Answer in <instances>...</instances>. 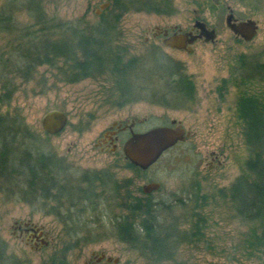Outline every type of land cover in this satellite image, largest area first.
I'll return each mask as SVG.
<instances>
[{"label":"rangeland","instance_id":"374dc122","mask_svg":"<svg viewBox=\"0 0 264 264\" xmlns=\"http://www.w3.org/2000/svg\"><path fill=\"white\" fill-rule=\"evenodd\" d=\"M106 1L110 6L112 0H0V13L11 18L10 27L0 29V94L3 83L14 92L10 101L2 104L0 113L8 116L12 163L20 167L25 150L31 155H52L69 165L61 169L62 174L67 172L71 181H77L86 169L115 163V155L95 146L112 119L143 116V130L172 118L180 119L191 136L167 149L138 180L141 184H162L152 197L159 203L155 223L163 236L173 235L167 240L172 257L160 264H264V219L254 224L241 221L229 196L236 180L248 175L246 163L251 155L239 108L242 91L258 96L264 103V0H171L172 12L135 7L126 11L118 24L120 42L128 49L126 59L139 58L129 77L140 100L125 108L114 104L109 96V75L69 81L72 71L63 57L33 67L32 56L27 55L30 34L37 35L36 40L41 42L44 22L52 27L61 23L56 32L45 29L46 37L66 40L70 45L66 49H70L71 38L77 35L68 28L94 23L109 7L98 12ZM230 8L239 19L252 17L258 21L259 29L252 40L237 36L226 24ZM196 19L215 28L217 38L197 40L192 51L165 46L163 35L156 32V26L190 29ZM169 72L191 77L196 84L194 99L188 102L183 94L166 86L165 75ZM164 94L166 101L162 99ZM55 107L68 113L69 122L61 132L49 134L41 118ZM213 151L219 154V163L210 166ZM121 162L119 175L137 174L134 167L124 165L125 160ZM19 184L0 183V240L6 242L12 256L8 264H45L52 254L68 248V225L65 218L61 220L51 213L56 201L46 200L41 193L28 199L21 190L28 186ZM110 210L106 214L109 218L113 214ZM109 218L88 226L91 231L78 233L82 238L78 247L67 251L71 264H86L92 252L100 250L120 257L126 264H153L151 254L144 256L141 249L135 248L138 245L119 240L114 220ZM28 222L48 232L47 246L38 248L21 234L19 225ZM196 228V237L188 233ZM184 233L188 234L182 238ZM85 235L92 239L84 243Z\"/></svg>","mask_w":264,"mask_h":264},{"label":"trees","instance_id":"16d2710c","mask_svg":"<svg viewBox=\"0 0 264 264\" xmlns=\"http://www.w3.org/2000/svg\"><path fill=\"white\" fill-rule=\"evenodd\" d=\"M134 7L159 13L172 12L171 0H112L111 5L94 23L89 25L79 23V26L68 28L77 35V38H71L72 47L70 49H66V46L69 45L66 40L62 42L51 39V41L49 38L52 37L50 35L46 37L44 33L43 38L40 34V42L36 40L37 35L30 34L32 38L29 37L30 43L29 46L27 45L30 54L27 55L39 52L38 57L43 55L42 61H47L49 64L54 63L56 58L63 57L65 63L70 65V68H67L72 71L71 77L67 78L69 81L109 75L114 87H125V69L128 68L132 60L124 57L128 49L121 47V33L118 24L123 14ZM10 19L7 13H0V29L7 28L6 24ZM59 25L61 23L56 22L54 27L48 26L47 28L50 32H56V27ZM63 27H67V25H63ZM41 47L44 49L40 50ZM45 49L47 53L44 55ZM262 68L264 70V67ZM29 72H26L25 75L28 76ZM13 90L14 88L10 85L3 83L0 107L10 101ZM242 92L244 97L242 96L240 100L239 108L245 121L246 143L251 155L246 163L248 175H242L236 180L229 196L237 217L243 222L254 224L264 219V103L259 100L258 96L247 91ZM7 118V114L0 113V183L3 186L16 183L17 186H20L19 182H23L28 186V188L21 187L24 197L31 199L32 195L40 193L43 196L46 189H55L53 185L56 180L55 175L58 170L64 168V164L56 161L52 155L43 153L39 156L31 155L29 151L25 150L22 154L24 156L21 159L22 164L17 168L12 163L13 139L9 138L11 132L8 128ZM16 177L19 178L18 182L14 181ZM143 206V208L129 207L128 218L122 223L117 222L115 228L117 235L124 241L148 247L146 254H149L153 253L148 252L151 249L154 251L153 247H157L158 244L165 245L167 241L165 239L160 241L163 235L155 223L156 215L152 205ZM64 222L68 227L70 226V228L67 227L66 233L69 238L68 248L52 254L45 264H71L67 251L78 247L82 240L78 236L80 230L75 227V221L64 220ZM168 236L167 240H169ZM261 240L264 244V230ZM11 259L12 256L8 254L6 242L0 240V264H8Z\"/></svg>","mask_w":264,"mask_h":264},{"label":"flooded vegetation","instance_id":"af4514ba","mask_svg":"<svg viewBox=\"0 0 264 264\" xmlns=\"http://www.w3.org/2000/svg\"><path fill=\"white\" fill-rule=\"evenodd\" d=\"M41 6V2L39 3V7ZM3 11H7L3 9ZM229 11H232L230 8ZM1 12V9H0ZM10 21L6 24L10 27ZM45 25L42 26L43 30H41V38H43V34L47 31L45 29L48 27L46 22ZM210 26V24H209ZM212 27V26H210ZM41 28V29H42ZM173 31V28H168ZM192 29V27L190 28ZM185 31V29H183ZM189 30V29H186ZM195 32L198 30L195 29ZM204 39L198 38L197 40ZM195 40V42L197 41ZM194 42V43H195ZM193 43V44H194ZM192 44V49H193ZM166 46V45H165ZM169 47V46H168ZM172 48V47H171ZM126 54V53H125ZM39 55V54H38ZM31 54V66H36L38 63H47V61H42L43 55ZM132 61L129 63L128 68L125 69L124 80L126 81L125 87H114L112 84V79L109 85V96L114 102L121 108H125L128 105L140 100V97L135 94V91L131 85V77H129V72L135 69L138 66L139 58L138 56L128 58ZM166 86H168L173 92L181 93L188 102L195 98L196 93V84L186 73H172L169 72L165 75ZM137 93V92H136ZM180 94V95H181ZM182 96V95H181ZM114 97H118L115 98ZM163 101L168 100L166 95L162 96ZM145 121L143 116L132 115V116H123L114 118L110 121V123L104 128L101 134L97 137L95 142V146L98 147L101 151L115 155V163L110 164L108 166H102L98 168H89L84 170V173L81 175L80 179L77 181H71L67 172L62 174V170H56L57 174L56 180L53 183L54 188L56 189V194L53 193V188L50 190H45L43 192L44 198L47 200L56 201V206L51 207V213L59 216L61 220H74L75 227L82 231L86 229V231H91L88 229V226H92V224H98L97 221H102V219H108L106 214L107 211L111 210L113 212V216L110 215V219H113V227L115 228L117 222L126 221L129 216V207L136 206V208H143V205H152L154 213L156 214L158 209L157 205L159 204L153 197V194L159 192L162 189V184L160 183V187L156 190H152L150 192L145 190V186L151 182H159V181H149L145 184L138 183L139 179H142L143 169L138 165L134 164L129 160L126 156L123 145L127 138H129L133 132L141 131L142 125ZM183 122L180 119L172 118L169 121L164 122L163 124H178ZM184 125V124H183ZM154 126V125H153ZM185 126V125H184ZM187 129V128H186ZM189 130V129H187ZM192 134V133H191ZM190 134V136H191ZM188 136L187 138H189ZM186 138V139H187ZM185 139V140H186ZM181 142V141H179ZM177 142V143H179ZM176 143V144H177ZM175 144V145H176ZM212 161L210 162V166H214L215 162L219 163V154L216 151L212 153ZM122 160H125L124 165L134 167L137 170V174L131 175L130 177H122L118 174V167L120 168L123 163ZM69 166V165H68ZM66 164L63 165L64 168L68 167ZM62 167V166H61ZM150 168V167H149ZM73 180V179H72ZM48 203V202H46ZM46 206V205H45ZM113 206V208H112ZM46 209V207H44ZM106 211V213H102V211ZM50 211V210H49ZM47 211V212H49ZM158 214V213H157ZM131 218V217H130ZM29 225L21 224L19 225L21 234L26 235V238L38 248H41L40 238H45L48 240V232L45 231L43 226H38L32 222H28ZM120 223V224H121ZM158 226V224H157ZM39 228V230H38ZM93 228V227H92ZM95 228V227H94ZM40 231L43 232L40 235ZM121 234V232H119ZM189 234L192 233L193 236L199 233L198 228L193 231H189ZM187 233V234H188ZM186 233L182 238H185ZM40 235V238H38ZM173 233H170V236ZM85 242L92 239L90 235H85ZM196 237V236H195ZM120 241H124L121 237H119ZM167 241V236H163L162 240ZM47 246V245H44ZM43 247V246H42ZM170 245H160L157 247H153L154 251L150 256L153 257V264H160L166 258L172 257V255L168 254V249ZM135 248L141 249L143 255L145 256L148 247L145 246H135ZM179 249V246H176ZM152 250V249H151ZM149 252V251H148ZM86 264H126L121 261L120 257L108 255L105 250L93 251L92 256L86 262Z\"/></svg>","mask_w":264,"mask_h":264},{"label":"water","instance_id":"95a60500","mask_svg":"<svg viewBox=\"0 0 264 264\" xmlns=\"http://www.w3.org/2000/svg\"><path fill=\"white\" fill-rule=\"evenodd\" d=\"M110 2L106 1L101 4V9L109 6ZM226 24L239 37L246 41L252 40L259 29V23L256 19L248 17L239 19L235 16L233 11H229L226 15ZM156 32L162 34V42L164 45L186 49L192 51V44L198 38H204L205 41H215L217 38V31L210 27L203 19H196L192 29L183 30L182 27L175 25L173 31L166 28L156 26ZM198 31L195 32L194 30ZM69 115L61 108H51L47 110L41 118V124L44 130L49 134H57L61 132L68 125ZM191 131L181 124H157L145 130L133 132V134L126 139L123 145L124 152L131 162L143 169L151 167L162 156V154L174 146L177 142L185 140L190 136ZM160 187V182H151L145 186V190L150 192ZM29 225V223H25ZM39 230V228H38ZM43 232L40 231V235ZM40 235L38 238H40ZM41 247L48 245V240L40 238Z\"/></svg>","mask_w":264,"mask_h":264}]
</instances>
